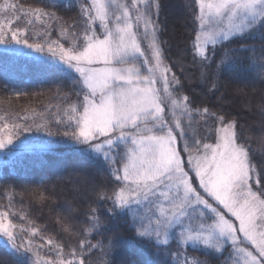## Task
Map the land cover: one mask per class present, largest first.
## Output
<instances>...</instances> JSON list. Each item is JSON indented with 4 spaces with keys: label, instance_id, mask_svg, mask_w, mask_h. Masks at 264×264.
<instances>
[{
    "label": "snow or ice",
    "instance_id": "6c2138e0",
    "mask_svg": "<svg viewBox=\"0 0 264 264\" xmlns=\"http://www.w3.org/2000/svg\"><path fill=\"white\" fill-rule=\"evenodd\" d=\"M59 7L0 5L27 18V26L14 30L11 21L0 22V44L47 49L79 74L73 77L76 99L58 108L57 122L71 129L63 135L84 146L88 158L106 165L112 186L97 187L96 203L110 202L107 213L130 217L136 236L158 258L147 264H170V258L171 264H210L190 257L189 249L226 254L224 264H264V161H254L235 116L198 104L195 90L185 91L173 69L189 82L190 75L182 62L169 63L160 39V0H81L71 23L51 11ZM190 11L191 54L201 85L218 91L221 72L241 68L264 79V0H191ZM36 22L43 26V43L25 38ZM52 25L59 26V40L46 39ZM256 39L258 47L245 43ZM33 127L49 131L46 120L29 125L0 115V150L14 155L9 146ZM21 148L46 152L51 145L24 141ZM8 215L0 212V233L21 255L31 253L32 264H86L93 250L105 256L103 264H113L111 238L96 244L82 239L65 253L63 243L43 235L24 214L17 215L28 226L5 223ZM86 225L85 236L106 231L97 208L90 209ZM46 247L55 260L41 255Z\"/></svg>",
    "mask_w": 264,
    "mask_h": 264
},
{
    "label": "trees",
    "instance_id": "16d2710c",
    "mask_svg": "<svg viewBox=\"0 0 264 264\" xmlns=\"http://www.w3.org/2000/svg\"><path fill=\"white\" fill-rule=\"evenodd\" d=\"M53 2L62 5L51 11L63 17L64 21L71 23L78 19L81 0H0V5L12 3L26 9ZM160 4V39L169 63L182 62L185 72L190 75L191 82L184 79L178 67L173 69L181 76L185 91L194 89L198 104L235 116L243 125L244 137L253 152L254 161L259 165L264 161V79L245 68L236 74L222 71L219 90L209 91V86L198 81L199 69L191 54V0H160ZM17 16L21 18L17 20ZM26 19L22 11L0 10V22L7 24L11 21L13 30L27 26ZM28 27L29 35L25 38L29 43H43V26L36 22ZM49 31L51 34L46 39H60L58 25H52ZM245 43L258 47L261 41L247 40ZM220 55L218 52L214 57L216 63H219ZM73 77H78V73L50 60L29 61L22 59L21 55L0 52V115H5L9 122L19 120L29 125L46 120L52 133L50 135L49 131L36 130L35 127L22 133L19 139L30 143L47 142L51 145L50 150L32 154L15 152L12 163L0 164V212H8L7 219L13 224L28 226L23 216L17 215L24 214L27 220L35 222L34 226L41 229L43 235L63 243L65 253L70 247L78 248L82 239L96 244L98 241L106 243L111 238L116 242L109 257L113 264L156 262L155 250L149 242L136 236L130 217L107 213L105 209L111 208L110 202L96 203L97 187L112 186L106 165L88 158L81 151L84 146L63 135L71 129L57 122L58 108L64 107L69 99H76ZM26 115L32 118L23 120ZM91 208H97L101 214L106 231L85 236L83 230L87 227ZM65 227L69 232L64 230ZM16 232L19 235V229ZM35 240L44 243L39 237ZM172 250L176 251L175 244ZM41 255L56 259L55 252H49L48 247L41 251ZM188 255L207 259L210 264H224L226 256H208L191 250H188ZM32 259L31 253L21 255L10 241L0 240V264H32ZM171 259L174 258H170V264ZM104 260L105 256L99 250H93L86 264H103Z\"/></svg>",
    "mask_w": 264,
    "mask_h": 264
},
{
    "label": "rangeland",
    "instance_id": "374dc122",
    "mask_svg": "<svg viewBox=\"0 0 264 264\" xmlns=\"http://www.w3.org/2000/svg\"><path fill=\"white\" fill-rule=\"evenodd\" d=\"M2 51H8V52L13 53L15 55L17 54V56H19V57L21 55L22 59L29 60V61L30 60L31 61L32 60H40V59L48 60V61L50 60L53 63H56L58 65L67 67L66 65L62 64L61 62H59L55 57H53L47 50H45L44 52H37L34 48H28L25 45L16 44L15 42L7 43V44H0V52H2ZM4 135L6 137L7 134L5 133ZM24 141H26V140H24V139L15 140V143L12 146H9V147L14 153L15 152H25L27 154H32L34 152H37V151H33V152L24 151L21 148V142H24ZM13 157H15V156H13V155L9 156L8 150H0V164H4L5 165V164H8L9 162L12 163V158ZM85 184L88 185L87 182ZM90 184L92 185V183H90ZM69 217L72 218L71 215ZM4 222L7 223L8 219L6 218L4 220ZM66 232H69V231H66ZM0 240L9 241L8 238L3 235V233H0ZM189 250H191V249H189ZM193 252H196V251H193Z\"/></svg>",
    "mask_w": 264,
    "mask_h": 264
}]
</instances>
